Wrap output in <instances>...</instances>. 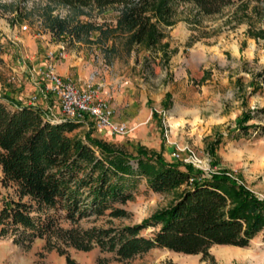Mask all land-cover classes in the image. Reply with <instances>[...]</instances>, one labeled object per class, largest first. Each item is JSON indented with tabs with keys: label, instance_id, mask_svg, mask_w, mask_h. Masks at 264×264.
Here are the masks:
<instances>
[{
	"label": "trees",
	"instance_id": "1",
	"mask_svg": "<svg viewBox=\"0 0 264 264\" xmlns=\"http://www.w3.org/2000/svg\"><path fill=\"white\" fill-rule=\"evenodd\" d=\"M233 2L47 0L36 11L51 41L95 44L106 64L132 54L137 64L141 53L140 70L150 75L155 64L165 67L172 54L163 42L162 30L173 24L176 5L190 4L198 15L210 17ZM59 7L68 13L55 15ZM108 9L116 13L111 23L80 20L100 16ZM162 106L171 107L169 101ZM254 112L264 116V108ZM43 114L39 106L22 104L7 92L0 95V183L12 190L0 200V238H10L12 244L24 249L35 239H43L45 248L55 250L65 264H77L67 248L80 252L96 248L118 262L152 249L206 257L213 246L246 247L257 234H264V201L224 170L203 174L191 163L177 159L166 162L162 129L159 152L136 146L132 155L93 137L90 129L83 137L70 136L89 121L86 117L83 122H52L43 119ZM151 116L153 120L158 117L154 111ZM249 119L242 115L234 131L225 137L239 131L248 134L251 126L245 123ZM252 128L264 133V126ZM223 137L219 134L209 144V155ZM139 178H144L156 194H174L181 189L167 206L137 224L78 226L91 217L126 218L127 212L117 206L133 198ZM66 223V228L61 227ZM148 228L155 230L147 236L144 231Z\"/></svg>",
	"mask_w": 264,
	"mask_h": 264
},
{
	"label": "rangeland",
	"instance_id": "2",
	"mask_svg": "<svg viewBox=\"0 0 264 264\" xmlns=\"http://www.w3.org/2000/svg\"><path fill=\"white\" fill-rule=\"evenodd\" d=\"M46 2L0 0V95L9 90H22L25 95L23 101L26 102L33 94V90L23 89L27 81L22 74L13 72L18 68L14 62L22 65L29 60L26 58L27 49L18 44L13 50L15 44L10 43L11 38L7 39L6 35L15 32L19 38L30 36L33 39L36 36V42L42 37L50 39L36 11ZM67 13L68 10L62 7L54 12L61 17ZM115 15L113 9H108L100 16L80 17V20L111 23ZM171 21L173 24L162 30L163 42L169 45L168 50L172 52L165 67L155 64L152 74L147 75L140 70L141 53L137 64L134 54L125 59L115 58L107 64L104 61L101 64L109 67L108 83L99 91L120 90L126 84L134 89L137 109L142 102L149 100L162 120V146H166L162 156L167 162H172L173 155L178 154L181 159L190 160L189 163L203 174L224 170L245 190L264 201V133L252 128L264 126V116L254 112L264 108V0H234L229 7L210 17L198 15L190 4L176 5ZM54 43L61 44L63 49L75 47V44L61 40ZM81 44L83 49H95L101 54L95 44ZM93 66L97 71L95 77L100 78L101 66L97 65L95 56ZM167 101L171 105L170 110L162 106ZM51 104L48 102L43 108ZM162 108L168 111L163 112ZM171 114L176 116L178 124L173 123L175 118ZM244 114L250 116L245 123V126H251L248 134L239 131L225 137L230 134L228 132L234 131L238 119ZM89 129L93 137L100 136L101 140L135 155L139 144L134 127L126 126L123 136H109L97 133L87 121L70 136L83 137ZM219 134L224 137L211 156L208 153L209 144ZM147 150L155 152L152 147ZM180 189L174 194H156L149 190L144 178H139L132 192L133 198L117 206L127 212L126 218L109 220L91 217L81 220L78 226L121 227L137 224L167 206ZM11 191L0 183V200ZM61 227L66 228L67 223L61 224ZM154 230L148 228L144 234L148 236ZM67 251L77 264H264V234H257L246 247L213 246L207 250L206 257L152 249L129 261L118 262L96 248L86 252L67 248ZM0 264H65V260L55 250H47L43 239H35L29 249H24L4 237L0 238Z\"/></svg>",
	"mask_w": 264,
	"mask_h": 264
},
{
	"label": "crops",
	"instance_id": "3",
	"mask_svg": "<svg viewBox=\"0 0 264 264\" xmlns=\"http://www.w3.org/2000/svg\"><path fill=\"white\" fill-rule=\"evenodd\" d=\"M9 37L10 43L15 47L13 50L20 44L26 50V58L28 61L23 62L21 65L18 61L14 62V64H18V68L13 70V72H17L18 74H22L24 79L27 81V84L24 85L23 89H27L26 91L33 90V94L39 89L38 86L41 85V79L37 74L31 73L30 68H39L45 66V64L50 63L53 66L54 72L59 77H66L71 76L72 80L74 81L76 87L83 88L84 84L86 83L89 76L92 74L94 75V85L98 89V97L110 106L112 109V120L119 124H124L127 126L134 127L136 133V137L138 140L136 141L139 146L150 148L152 147L155 152H159L161 149V127H162V120L160 115L156 110H154L151 105H149V100L142 102L139 109L135 106L134 100V89L127 86L126 84L120 90H115L110 92L109 90H104L100 88H104L105 85L108 83V74H109V67L101 64L104 62L103 55L98 54L96 50L87 51L83 49L81 43H76L75 47L73 48H66L63 49L61 44H55L50 39H46L42 37L40 40L35 41L36 36H33V39L30 36H24L23 38H19L15 35V32L11 34ZM16 40V41H15ZM98 50V49H97ZM62 52V56L58 57L59 53ZM93 54H92V53ZM53 54V59H49L48 54ZM91 53V54H90ZM94 56L97 60V65H100L102 75L100 78L95 77L97 74L96 67H94ZM17 60V59H16ZM31 61V62H30ZM99 79L101 81H99ZM19 79L17 78V81ZM14 100L21 101L22 104L26 102L23 101V91L20 90L14 91V93L7 92ZM39 101V104H38ZM50 102L49 100H43L42 98H38L37 104L42 109L47 103ZM161 106V104H160ZM170 110V109H169ZM154 111L157 113V119L153 120L151 116V112ZM162 111L164 110L162 108ZM175 121L174 124H178L177 118L174 114ZM150 121H153L150 124ZM97 133L106 135L105 132L96 131ZM149 135V138H147ZM98 139H101L100 136H94ZM165 144V143H164ZM150 146V147H149ZM165 145L163 147V152L165 150ZM162 152V153H163ZM166 161V160H165ZM167 162V161H166ZM170 163V162H169Z\"/></svg>",
	"mask_w": 264,
	"mask_h": 264
},
{
	"label": "built area",
	"instance_id": "4",
	"mask_svg": "<svg viewBox=\"0 0 264 264\" xmlns=\"http://www.w3.org/2000/svg\"><path fill=\"white\" fill-rule=\"evenodd\" d=\"M61 56L62 52L59 53L58 57ZM48 57L49 59L54 58L52 53H49ZM30 69L31 73L40 77L41 85L25 104L38 106V98L49 100L52 104L44 110L43 119L52 122L65 120L83 122L88 118L93 130L105 132L109 136L125 135L126 125L114 122L111 117L112 109L107 102L98 97V89L93 83V74L89 76L83 88H80L76 87L71 76L59 77L50 63L43 67ZM173 156L174 159L181 160L186 164L190 161L181 159L178 154Z\"/></svg>",
	"mask_w": 264,
	"mask_h": 264
}]
</instances>
